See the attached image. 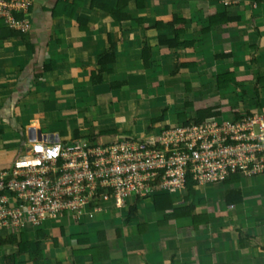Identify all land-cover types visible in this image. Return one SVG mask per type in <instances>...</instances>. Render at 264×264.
Listing matches in <instances>:
<instances>
[{"label": "crops", "instance_id": "0c3cea01", "mask_svg": "<svg viewBox=\"0 0 264 264\" xmlns=\"http://www.w3.org/2000/svg\"><path fill=\"white\" fill-rule=\"evenodd\" d=\"M195 1L144 0L138 9L130 0L123 10L131 18L118 20L92 7L91 0H78L72 16L63 8L56 13L53 9L73 0H32L25 36L0 39V165L11 164L20 153L6 152L24 141L22 150L38 131L43 139L62 143H108L122 135L154 133L159 123L173 126L197 109L210 107L203 103L209 95L205 88L195 87L207 88V76L222 72L234 81L218 89L223 91L221 116L228 109L232 114L243 112L246 105V112L256 106L264 110V0L255 6L240 0L230 9L223 7L225 17L236 19L214 25L223 39L219 58L215 55L222 52L212 53L208 31L201 34V48H170L158 42L159 35L171 37L172 31L154 22L167 23L173 14L185 18L189 28L184 34H197L191 23L195 15L187 13L195 9ZM105 2L115 6L116 0ZM107 50L113 60L99 72L98 56ZM251 87L254 92L248 95ZM239 97H248L249 103ZM63 120L68 121L69 133ZM61 131L65 136H59ZM14 138L18 143L13 144ZM251 179L255 182L242 177L231 185L242 192V202L235 205L225 204L220 195L217 207L214 190L201 194L195 189L190 194L192 201L198 199L193 213H204L208 219L198 228L190 217H172L170 210H156L152 198H144L127 220L129 207L87 210L90 217H65L30 229L24 237L40 241L38 264H264V174ZM228 187L224 185L220 194ZM251 237L263 248L256 244L247 250L244 239ZM0 246L9 248L0 261L4 264L17 247ZM17 261L32 264L27 252Z\"/></svg>", "mask_w": 264, "mask_h": 264}, {"label": "built area", "instance_id": "2783aa9c", "mask_svg": "<svg viewBox=\"0 0 264 264\" xmlns=\"http://www.w3.org/2000/svg\"><path fill=\"white\" fill-rule=\"evenodd\" d=\"M31 3L0 0V17L26 30L30 22L24 14ZM153 134L148 140L126 136L108 143L29 138L11 164L0 165V236L79 217L110 199L121 207L133 194L174 192L188 175L207 185L236 168L244 175L264 174L263 113L249 110L234 119L219 114L199 124L181 121Z\"/></svg>", "mask_w": 264, "mask_h": 264}, {"label": "trees", "instance_id": "16d2710c", "mask_svg": "<svg viewBox=\"0 0 264 264\" xmlns=\"http://www.w3.org/2000/svg\"><path fill=\"white\" fill-rule=\"evenodd\" d=\"M130 0H116L115 6H111L108 3L105 2V0H91V6L96 7L99 9H102L106 12H109L114 17H116L118 20H126L131 18V16L124 11V7L127 5V3ZM135 3L136 8L140 9L144 5V0H133ZM260 1V0H258ZM78 2V0H73V2L62 5L57 4L55 6V11L53 9V12L56 13V10L60 11V8L64 9V12L68 14V16L73 15V11L75 8V4ZM68 9V10H67ZM29 10V8H28ZM55 13H53L55 15ZM14 17L19 19L22 18L23 14L19 12H14ZM235 17H225V13L223 11H216L213 9V7H209V15H208V22L210 25H216V24H223L230 21H234ZM78 20L82 21L83 19L78 18ZM5 17H0V39L7 38L10 36H17L19 38L25 36V31L23 29H17L11 26L4 25ZM175 22L178 24L175 25ZM185 18L178 17L177 14H173L172 21L168 23H163L162 21H156L154 22L153 26H160L161 28L168 26L172 30V36L168 37L166 34H161L158 36V42L159 44L166 45L170 48L179 47V46H191L193 41H187V40H180L179 35L184 32V28L182 25L185 23ZM209 27H206L203 29V31H208ZM195 44V43H194ZM193 44V45H194ZM148 53V51H146ZM110 55H112V51H104L98 56V63L101 65L99 68V72L103 71V66L108 60H113V58H109ZM223 57V53L219 55H215V57L219 58ZM216 85L217 89H223V87H226L229 85V80H233L231 75L227 73H220L216 75ZM220 111H214L213 107H202L196 110L194 116H190L186 118L183 122L185 124L194 123L199 124L204 121V119L219 115ZM236 117H239L240 112H235L234 114ZM158 119H155V121ZM167 127V126H166ZM95 138H98L97 136ZM258 175H263L262 173L258 174H251V175H244L240 172L238 168L234 170L228 171L227 176L223 179V181H220L219 183H222L223 185H228L229 187L225 190H223L222 198L225 204L227 205H235L240 204L243 200L242 192L239 187H233V183L238 182L242 177L251 178L256 177ZM198 185V183L193 180L190 175L187 176L185 186L181 189H178L174 192H158L155 193L152 196H149L148 194L145 195H139V194H133L131 196L134 197V200L131 204H129V211L127 213L126 220L130 215H133L136 211V202L140 199L144 198H152L153 204L156 210H170L169 213L172 217H190L193 227L198 228L202 223H207V217L204 213L195 214L193 213L195 209V203L194 201H191L190 194H192L195 190V187ZM183 191V192H182ZM176 203L174 204V202ZM130 200L128 201V203ZM42 230H38V235L40 237L43 236ZM24 233L26 231H19L15 235H7L5 237L0 236V245L2 244H12L17 247L16 252L13 254L7 255L5 257L4 264H24L23 261H17V257L20 254H23L27 252L29 254V259L31 260L32 264H38V260L41 257L40 253V246L39 242L37 240H31L26 239L24 237Z\"/></svg>", "mask_w": 264, "mask_h": 264}, {"label": "rangeland", "instance_id": "374dc122", "mask_svg": "<svg viewBox=\"0 0 264 264\" xmlns=\"http://www.w3.org/2000/svg\"><path fill=\"white\" fill-rule=\"evenodd\" d=\"M247 1H249L250 3H251V5L252 6H255V4H254V1L253 0H247ZM240 0H228V1H224V0H197V1H195V9L193 10V11H191V14H190V10L187 12L188 13V16H190L191 17V15H193V13H194V15H195V20L193 21V22H191L192 24H193V27H195V28H191L190 30H191V32H192V29H195L196 30V32H197V34H184L183 32H182V34H180V36H179V38L181 39V40H187V41H190V40H192L193 41V43H192V45L191 46H180V47H182L181 49H184V48H188V47H192V46H198V47H204L205 45H204V43L202 44L201 43V40H202V36H201V34H202V32H204L203 31V29L204 28H206V27H209V29L210 30H208V36L209 37H211L210 38V42L209 43H212L213 42V44H211V49H215V50H213V54L214 53H223V39L221 38V35L220 34H222L221 33V31H220V29H219V26L217 25V26H214V25H210L209 24V22H208V15H209V7H213V9L214 10H216V11H223V7L224 8H231L233 5H237V4H240ZM257 2V1H256ZM190 7V6H189ZM192 8V7H191ZM190 14V15H189ZM24 17H25V19H29V14H24ZM180 17H183V16H181L180 15ZM189 17V18H190ZM170 21H172V18H171V20H169V21H167V23L168 22H170ZM178 23L177 22H175V25H177ZM4 25H7L8 26V23L5 21L4 22ZM182 27L183 28H189V26H188V24H187V22H185L183 25H182ZM170 28V27H169ZM171 29V28H170ZM172 31V30H171ZM198 42H200V43H198ZM195 43V44H194ZM194 44V45H193ZM200 45V46H199ZM198 49V48H197ZM200 53V52H199ZM212 55V54H211ZM210 56V55H209ZM213 58H214V56H212ZM211 57V58H212ZM212 61H213V59H212ZM204 62V60H199V63L201 64V63H203ZM220 62V61H219ZM207 63H209V62H207ZM213 63H217L216 61H214ZM214 66V65H213ZM213 74H216V72L215 71H213ZM214 77V78H213ZM216 76H212V77H208L207 76V78H208V83H207V88L206 87H202V86H198V87H195V89L196 90H202L201 88H205V90H206V92L209 94L208 96H207V99H205L206 101H204L203 103H210V107H213V109H214V111L216 110V111H221L222 112V114H223V91L221 90V91H219L218 89H217V85H216V78H215ZM219 91V92H218ZM254 92V90H253V88L251 87V89H250V92H248V95H252V92ZM211 93V94H210ZM250 97V96H249ZM251 98V97H250ZM238 99V98H237ZM239 99L241 100V101H243V103L245 102V104L246 103H249V100H248V97H239ZM252 99V98H251ZM254 99V98H253ZM227 101V100H226ZM228 101H230V102H232V100H228ZM215 104V105H214ZM240 104H241V102H240ZM251 104H253V106L255 105L254 104V102H252ZM224 106H227V107H229V105L228 104H225ZM234 106L235 105H233V108H234ZM248 105H246L245 107H244V109L242 110L243 112H246L245 111V109L247 108L248 109ZM229 110V109H228ZM228 110H224V118H226V119H234V113L232 114V113H229V111ZM250 111L251 112H254V113H256V114H258V115H260L261 113H263L264 114V110H262V108L261 107H258V106H256V107H254V109L252 110V109H250ZM242 113V112H241ZM221 115V114H220ZM194 116V115H193ZM223 116V115H222ZM186 119V118H185ZM64 121V120H63ZM65 122V126L64 127H66V130L68 131V133H69V131H70V126L68 125V121L67 120H65L64 121ZM179 122H181V121H179ZM179 122H174L172 125H177V124H179ZM160 124V123H159ZM156 125L153 129H155L156 131L155 132H157V131H161V127L163 126L162 124H161V126L160 125ZM73 126V125H72ZM173 127V126H172ZM157 128V129H156ZM42 129L43 130H47V127L44 125V124H42ZM65 131H61V132H59V136H65L63 133H64ZM154 132V133H155ZM67 133V134H68ZM151 133L152 132H150V134L149 133H146V134H144V135H130V137H135L134 139H142V138H144V139H146V140H148L149 138H155V135L152 133V135H151ZM20 136V134H18V137ZM68 136V135H67ZM18 137H17V139H18ZM124 137H126V135H122V136H120L118 139H115V140H113V141H118V140H122ZM19 138H22V137H19ZM12 142H13V144L14 143H18V142H14L16 139L14 138V139H10ZM83 140V139H82ZM23 145H24V141H22V142H20V143H18V145L16 146V148H15V146H14V148L13 149H11L10 151H7L6 152V154H10V153H12V152H15V155H16V153H21L22 152V150L20 149V147L22 148L23 147ZM19 151V152H18ZM253 178V177H252ZM250 181H251V183L252 182H255L254 181V179H251L250 178ZM208 186H206V185H204V184H198V187H196L195 189H196V191L197 192H199V193H204V192H210V191H212V190H214V193L216 194V196H215V203H216V205H217V207H219V206H221V204H220V202H221V197H220V190H221V188H223V186L225 185H223L222 183H213V184H207ZM219 185V186H218ZM214 186H218V187H216V188H214ZM216 189V190H215ZM158 192H165V191H159V190H155V191H151L150 193H149V196H152V195H154L155 193H158ZM183 192V191H182ZM213 194V193H212ZM191 196V195H190ZM190 199H191V201H192V198L190 197ZM193 199H195V198H193ZM128 200H134V197L133 196H130V197H128V199L126 200V202H125V204L124 205H122L121 207H116L113 203H110L111 202V199L109 200V201H107V202H105V205H103V206H101V208L100 209H113V210H115V208L116 209H119L120 210V208H124V207H128ZM196 200V199H195ZM194 200V202H197V200L195 201ZM214 201V200H213ZM91 210H93V209H91ZM85 212L84 213H82L81 215H83V214H87V215H89V217H90V214H89V212H87L86 210H84ZM97 211V210H96ZM95 210H93V212H96ZM91 212V211H90ZM124 215H125V212L124 213H122L121 212V221H123L124 220ZM69 217H71L72 219H77V221H78V218L79 217H77V216H73V215H71V216H69ZM66 218H68V216L66 217ZM76 221V220H75ZM57 221H55L54 223H56ZM49 223H52V222H49ZM38 228H41V227H38ZM248 236L247 237H249V234H247ZM244 241H247V246H246V248H247V250L248 249H250V248H252V247H255L256 248V244H258V247L257 248H259V249H262L263 247H261V243H258L257 242V240H254V242H253V238L251 237V238H245L244 239ZM255 242H257V243H255ZM254 245V246H253ZM250 247V248H249ZM245 248V249H246ZM9 250V248L7 249V248H5V247H2V246H0V261H2V256L4 255V253L6 252V251H8ZM247 252V251H246ZM248 253V252H247ZM234 264V263H232V262H229V261H227V262H225L224 264ZM251 263V262H250ZM249 263V264H250ZM254 263V261L251 263V264H253ZM236 264H243V262H238V263H236ZM244 264H246V262L244 263ZM256 264V263H255Z\"/></svg>", "mask_w": 264, "mask_h": 264}, {"label": "water", "instance_id": "95a60500", "mask_svg": "<svg viewBox=\"0 0 264 264\" xmlns=\"http://www.w3.org/2000/svg\"><path fill=\"white\" fill-rule=\"evenodd\" d=\"M33 136H34V135H32L31 138H33ZM40 136H41V134H40V132L38 131V132H37V138H40Z\"/></svg>", "mask_w": 264, "mask_h": 264}, {"label": "bare ground", "instance_id": "6f19581e", "mask_svg": "<svg viewBox=\"0 0 264 264\" xmlns=\"http://www.w3.org/2000/svg\"><path fill=\"white\" fill-rule=\"evenodd\" d=\"M35 125V124H34ZM31 127V126H30Z\"/></svg>", "mask_w": 264, "mask_h": 264}, {"label": "clouds", "instance_id": "9594fccd", "mask_svg": "<svg viewBox=\"0 0 264 264\" xmlns=\"http://www.w3.org/2000/svg\"><path fill=\"white\" fill-rule=\"evenodd\" d=\"M34 136H35V135H34ZM34 136H33V137H34Z\"/></svg>", "mask_w": 264, "mask_h": 264}]
</instances>
